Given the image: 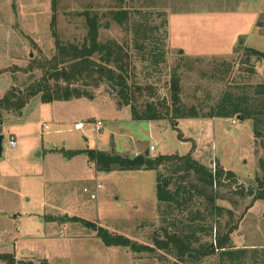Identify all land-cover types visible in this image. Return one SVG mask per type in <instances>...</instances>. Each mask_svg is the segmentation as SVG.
<instances>
[{"label": "rangeland", "instance_id": "374dc122", "mask_svg": "<svg viewBox=\"0 0 264 264\" xmlns=\"http://www.w3.org/2000/svg\"><path fill=\"white\" fill-rule=\"evenodd\" d=\"M57 1L54 27L52 0H0V98L12 87L26 89L40 78L42 64L57 52L55 36L64 42L83 41L87 20L81 13L85 10L106 15L99 33L103 41L128 42L133 38L130 29L134 18L129 25L118 24L110 15L111 9L141 10L142 15L151 12L158 24L166 19L167 62L163 72L147 78L150 74L145 64L134 59L131 81L142 87L154 86V100L166 99L168 106L172 103L174 70L181 78V98L186 104L213 102L229 80L213 74L216 63L235 61L232 74L236 75L246 48L264 52V0ZM251 62L256 65L252 82H263L264 60ZM93 93L92 97L54 102H43L37 94L20 111L0 115V133L4 134L0 254H13L15 264L173 262L162 250L139 253L123 246L107 247L100 238L102 227L153 245L163 217L157 170L143 166L98 170L85 152L92 140L99 150L122 158H134L136 152L149 157L191 153L214 173L223 166L247 188L257 184L263 150L255 141L253 120H135L131 107L120 103L116 89L101 85ZM138 94L139 107L152 98L146 89ZM96 121L102 122L101 130L94 129ZM80 122L84 130L75 129ZM11 135L18 142L16 148L9 146ZM238 182L215 187L217 203L234 211L231 224L236 227L231 244L262 248L264 200L253 202L252 197L236 193L241 187ZM64 215L78 221L66 220ZM227 220V216L218 218L223 224ZM251 259L248 264H252ZM195 260L186 264H220L218 252L203 259L196 255Z\"/></svg>", "mask_w": 264, "mask_h": 264}, {"label": "trees", "instance_id": "16d2710c", "mask_svg": "<svg viewBox=\"0 0 264 264\" xmlns=\"http://www.w3.org/2000/svg\"><path fill=\"white\" fill-rule=\"evenodd\" d=\"M52 2L55 27L58 1ZM137 12L124 7L110 11L112 19L118 24L129 25L134 18L130 29L133 38L128 42L101 40L99 33L106 15L100 16L98 12L90 10L82 12L81 15L86 16L87 20V33L83 41L64 42L58 35L55 36L57 52L48 63L42 64L40 78L26 89L14 86L1 97L0 115H4L6 111H20L37 94H41L43 102L69 101L92 97L95 89L105 85L111 90H117L120 103L131 107L135 120H166L168 117H172L173 121L183 118L253 120L255 141L263 150L259 158L260 174L254 187L247 188L240 184L236 174L223 166H218L214 173L212 168L194 159L191 153L183 156H145L143 168L158 172V201L163 217L162 226L152 238L153 245L112 234L102 227L98 234L108 247L123 246L139 253L162 250L165 258L166 255L172 258L173 264L194 262L196 255L203 259L217 252L220 264H248L247 260L251 258L252 264H264V247L239 248L231 244V234L236 227L231 224L234 211L217 203L219 196L215 190L217 186L235 181L241 186L235 191L242 197L250 196L253 202L264 200V81L251 80L256 70V65L251 60H264V52L246 48L241 54L240 69L236 75L232 74L235 61L223 60L216 63L213 74L220 79L228 76L229 80L226 89L213 102L186 104L181 98V78L178 71L174 70L171 83L172 103L170 106L166 105V99L158 103L153 98L154 86L134 84L131 77L135 69L134 59L145 64V71L150 74L147 78L151 77V73L163 72L167 62V21L163 18L158 24L151 12L143 15L141 10ZM158 15L164 16L163 13ZM31 68L34 69L32 65ZM144 89L152 98L141 102L144 104L139 107L136 94L139 91L138 95H142ZM85 152L98 170L111 172L131 168L117 154L90 148ZM224 216L228 220L223 224L218 218ZM64 217L66 220L78 221L65 215ZM0 261L9 264L16 262L15 256L10 253L0 254Z\"/></svg>", "mask_w": 264, "mask_h": 264}, {"label": "water", "instance_id": "95a60500", "mask_svg": "<svg viewBox=\"0 0 264 264\" xmlns=\"http://www.w3.org/2000/svg\"><path fill=\"white\" fill-rule=\"evenodd\" d=\"M263 75H264V62H263ZM4 134L0 133V158L4 152ZM124 161L127 163L128 166H144L146 163V157L143 155H136L134 158H124Z\"/></svg>", "mask_w": 264, "mask_h": 264}, {"label": "built area", "instance_id": "2783aa9c", "mask_svg": "<svg viewBox=\"0 0 264 264\" xmlns=\"http://www.w3.org/2000/svg\"><path fill=\"white\" fill-rule=\"evenodd\" d=\"M101 126H102V122H101V121H96V122H95V127H94V129H95V130H100V129H101ZM84 127H85V125H84V123H82V122L77 123V124L75 125V129H78V130H79V129L82 130ZM17 145H18V142H17L15 136L11 135V136H10V140H9V146L12 147V148H16ZM151 149H154V147L151 146Z\"/></svg>", "mask_w": 264, "mask_h": 264}, {"label": "crops", "instance_id": "0c3cea01", "mask_svg": "<svg viewBox=\"0 0 264 264\" xmlns=\"http://www.w3.org/2000/svg\"><path fill=\"white\" fill-rule=\"evenodd\" d=\"M212 119H213V118H212ZM214 119H215V118H214ZM214 119H213V120H214ZM180 120H181V119H180ZM180 120H179V121H180ZM76 124H77V123H76ZM76 124H75V125H76ZM84 129H85V127H84L82 130H84ZM76 130H78V129H76ZM79 130H81V129H79ZM100 130H101V129H100ZM96 131H98V130H96ZM89 145H90V146H89L90 149H98V148H97V144H96V142H95L94 140H92L91 143H90ZM138 154H139L138 152L135 153V155H138ZM90 164H91L92 166H95V167H96L95 163H93V162H91V161H90ZM99 185H100V184H98L97 186H99ZM92 196H94V198H95V194L92 195ZM65 215H67V213H66ZM68 218H69V217H68ZM107 247H108V246H107ZM111 247H113V246H111Z\"/></svg>", "mask_w": 264, "mask_h": 264}]
</instances>
